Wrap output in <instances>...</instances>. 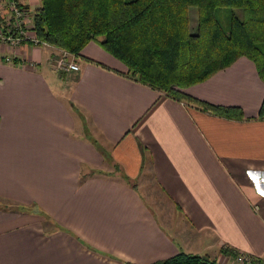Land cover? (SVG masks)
Masks as SVG:
<instances>
[{
  "label": "crops",
  "instance_id": "1",
  "mask_svg": "<svg viewBox=\"0 0 264 264\" xmlns=\"http://www.w3.org/2000/svg\"><path fill=\"white\" fill-rule=\"evenodd\" d=\"M60 52L0 44L12 57L0 59V264H149L180 251L263 261L254 62L241 56L187 88L240 106L236 118L138 81L96 41L81 52L97 62L78 56V69L58 68Z\"/></svg>",
  "mask_w": 264,
  "mask_h": 264
},
{
  "label": "trees",
  "instance_id": "2",
  "mask_svg": "<svg viewBox=\"0 0 264 264\" xmlns=\"http://www.w3.org/2000/svg\"><path fill=\"white\" fill-rule=\"evenodd\" d=\"M191 8L197 12L195 27ZM220 9L228 11L225 24ZM29 15L41 42L97 62L81 52L96 41L138 81L217 115L243 118L244 112L238 105L196 97L186 88L241 56L254 62L264 82V0H39ZM257 115L264 118V97ZM82 172V177L89 174ZM220 251L232 254L223 246ZM149 264L218 262L180 251Z\"/></svg>",
  "mask_w": 264,
  "mask_h": 264
},
{
  "label": "built area",
  "instance_id": "3",
  "mask_svg": "<svg viewBox=\"0 0 264 264\" xmlns=\"http://www.w3.org/2000/svg\"><path fill=\"white\" fill-rule=\"evenodd\" d=\"M31 17L29 9L22 0H0V44L6 50H11L18 44L29 41L34 44L41 42L30 28ZM61 56L56 60V66L60 69H78L74 60L67 58L68 52L61 50ZM6 62L12 61L9 55L1 56ZM237 260L244 264H259L257 257L239 253Z\"/></svg>",
  "mask_w": 264,
  "mask_h": 264
},
{
  "label": "rangeland",
  "instance_id": "4",
  "mask_svg": "<svg viewBox=\"0 0 264 264\" xmlns=\"http://www.w3.org/2000/svg\"><path fill=\"white\" fill-rule=\"evenodd\" d=\"M24 1H26V0H24ZM27 3V2H26ZM39 4V0H28V3H27V5L29 6V10L30 11H32L34 8H35V6L36 5H38ZM236 11H238L239 12V9H236ZM196 8H191V10H190V16H191V25H192V27H195V25H196ZM218 17L221 19V21H222V23H224L225 24V22H226V19H227V14H228V11L227 10H223V9H220L219 11H218ZM87 45V44H86ZM61 54H62V52H60V54H59V57L61 56ZM76 57H78V56H74L73 54H71V53H68V56H67V58L68 59H72V60H75V58ZM81 62V61H80ZM55 63H56V61H55ZM121 64H123V63H121ZM67 77H68V75H67ZM66 82H67V80H66ZM193 85V84H192ZM191 86V85H190ZM189 87V86H188ZM187 87V88H188ZM187 88H186V91H187ZM109 151H106L105 152V155L104 156H108V157H110V153H108ZM107 157V158H108ZM109 159V158H108ZM107 159V160H108ZM86 176H88V175H86ZM82 180V179H81ZM259 264H264V260H263V263L262 262H260Z\"/></svg>",
  "mask_w": 264,
  "mask_h": 264
}]
</instances>
